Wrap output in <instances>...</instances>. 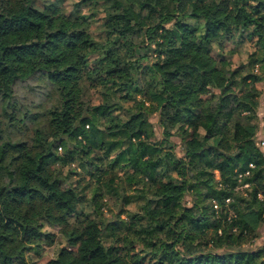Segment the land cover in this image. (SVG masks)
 Instances as JSON below:
<instances>
[{"label":"trees","instance_id":"obj_1","mask_svg":"<svg viewBox=\"0 0 264 264\" xmlns=\"http://www.w3.org/2000/svg\"><path fill=\"white\" fill-rule=\"evenodd\" d=\"M261 95L264 0H0V264H264Z\"/></svg>","mask_w":264,"mask_h":264},{"label":"rangeland","instance_id":"obj_2","mask_svg":"<svg viewBox=\"0 0 264 264\" xmlns=\"http://www.w3.org/2000/svg\"><path fill=\"white\" fill-rule=\"evenodd\" d=\"M66 6H69V3H67ZM100 16H97V17H100ZM99 25H100V22L96 20L91 29L92 35L94 36L95 41L100 40L103 37L99 29ZM251 50H252V45L250 44V41L248 40L244 41L242 44H233L231 42H227L224 45L223 54L229 59L230 64L235 67V66H239L240 64L246 61L247 54ZM215 51H216V48H215ZM252 89L261 91L263 88H262L261 83H259V84H252ZM213 93L214 91L207 87L201 88L200 90H198V95L202 97L211 96ZM20 94L23 95L24 91H20ZM31 99H34V98L31 97ZM259 102L260 103H259V107L257 110V119L255 120L256 126H257L256 141L264 153V95H261ZM151 122H153V124L155 125V131H156L157 137H160L161 128H159V126L157 125V117L153 116L151 118ZM169 140H170V144L174 147V151L177 154V156H181L182 151L180 147L179 137L173 136ZM72 169L75 170L77 173H74L69 176V178L65 182L66 187H68L70 184H73V183L75 184L76 180L82 176L81 172L79 171L76 165L72 166ZM67 172H69V170L67 168H64L61 176L65 178V176L67 175ZM216 177L218 178V175ZM246 188H247V185H243L239 189L241 190V192L245 193ZM110 201H109V205H112L111 204L112 199ZM103 217L106 219L111 218L110 213L107 210L104 211ZM45 230H48L53 233L54 240L43 244L39 254H35L33 252L28 253L29 261L34 262L35 264H41L45 262L46 260L53 258L56 255L58 249L64 245L63 239L61 237L60 228L46 227ZM245 248H248V249L263 248L264 249V225L260 226V228L258 229V236L252 241L251 244L246 245Z\"/></svg>","mask_w":264,"mask_h":264}]
</instances>
